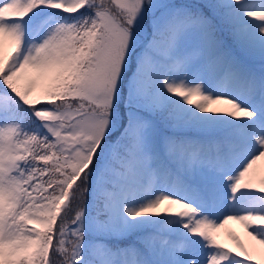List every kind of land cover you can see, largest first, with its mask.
<instances>
[{
  "label": "snow or ice",
  "instance_id": "1",
  "mask_svg": "<svg viewBox=\"0 0 264 264\" xmlns=\"http://www.w3.org/2000/svg\"><path fill=\"white\" fill-rule=\"evenodd\" d=\"M258 162L264 0H0V264H264Z\"/></svg>",
  "mask_w": 264,
  "mask_h": 264
},
{
  "label": "rangeland",
  "instance_id": "2",
  "mask_svg": "<svg viewBox=\"0 0 264 264\" xmlns=\"http://www.w3.org/2000/svg\"><path fill=\"white\" fill-rule=\"evenodd\" d=\"M212 107L221 109V108H224L226 106H224V105H213ZM210 114H212V113H210ZM214 114L215 115H221V114H223V112H217ZM258 167L261 169V174H263L264 173V163L258 162ZM229 232L232 233L242 244H244L246 246L251 247V245L254 243V242L249 241V239L246 237L244 229L242 228V226H240L237 223H231L230 222L229 224L225 225L224 228L221 229L217 234L220 243H226L229 248L235 249L234 245L228 240V233Z\"/></svg>",
  "mask_w": 264,
  "mask_h": 264
},
{
  "label": "trees",
  "instance_id": "3",
  "mask_svg": "<svg viewBox=\"0 0 264 264\" xmlns=\"http://www.w3.org/2000/svg\"><path fill=\"white\" fill-rule=\"evenodd\" d=\"M221 115H223V114H221ZM262 175H264V173ZM222 244L224 245L225 248L232 249V248H229L226 243H222ZM244 246L246 248H250L249 246H246V245H244ZM232 250H233V252L235 251V249H232Z\"/></svg>",
  "mask_w": 264,
  "mask_h": 264
}]
</instances>
